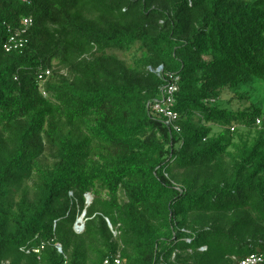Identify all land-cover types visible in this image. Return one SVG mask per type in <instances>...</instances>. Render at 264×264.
<instances>
[{"label":"trees","instance_id":"1","mask_svg":"<svg viewBox=\"0 0 264 264\" xmlns=\"http://www.w3.org/2000/svg\"><path fill=\"white\" fill-rule=\"evenodd\" d=\"M169 83L167 126L152 106ZM253 87L264 0H0V264L264 255Z\"/></svg>","mask_w":264,"mask_h":264},{"label":"built area","instance_id":"2","mask_svg":"<svg viewBox=\"0 0 264 264\" xmlns=\"http://www.w3.org/2000/svg\"><path fill=\"white\" fill-rule=\"evenodd\" d=\"M23 23L25 26H30L31 20H24ZM10 42L15 43L16 39L11 38ZM25 43H26L25 41H19L18 43H15L14 46H16V48H23ZM4 48L7 52H9L11 50L9 45H6ZM162 71H163V68L159 67L156 70V73L160 74ZM46 75H49V72H47ZM169 77H171V76H169ZM40 79H41V77H40ZM177 90H178V88H177L176 84L169 83L167 86H165L162 89V96L160 97V99L155 101L153 106H152L153 114L159 118H163V120L165 121V124L167 126L170 125L171 123L176 122L178 119V115L172 111V109L174 107V103H175V94H176ZM258 124H259V122H258ZM174 129L179 130L176 127H174ZM109 228H110V231H111L113 237L116 238L118 235V231L115 230L110 225H109ZM83 230H84V224L83 223L79 224V225L78 224L75 225V232L77 234L82 233ZM56 247H57L58 251L61 253L60 247L58 245ZM102 264H125V260L122 258V255H121V249L117 250L114 254L109 255L103 261ZM240 264H264V255L250 256L249 258H246L245 260H243Z\"/></svg>","mask_w":264,"mask_h":264},{"label":"rangeland","instance_id":"3","mask_svg":"<svg viewBox=\"0 0 264 264\" xmlns=\"http://www.w3.org/2000/svg\"><path fill=\"white\" fill-rule=\"evenodd\" d=\"M135 53V51L133 50L132 53L126 54V58L128 59V62L131 63V59H132V55ZM258 88L253 87V89H246V92H252V90L254 91L252 96L255 98L256 103H258L259 105L262 104L263 105V109H264V91H258ZM256 90V91H255ZM234 94L232 92L226 91V93L224 94L220 105L223 107H228V102L233 98ZM87 203H89L90 199L89 197H87ZM91 198V197H90Z\"/></svg>","mask_w":264,"mask_h":264},{"label":"clouds","instance_id":"4","mask_svg":"<svg viewBox=\"0 0 264 264\" xmlns=\"http://www.w3.org/2000/svg\"><path fill=\"white\" fill-rule=\"evenodd\" d=\"M47 73V72H46ZM48 76V75H47ZM90 198V197H89ZM87 201V200H86ZM87 203V202H86ZM90 203H91V198H90ZM90 203H88L87 205H90ZM85 215H86V213L85 212H83V214L79 217V219L76 221V223H75V225H79V224H85L84 222V218H85ZM108 224H109V222H108ZM110 225V224H109ZM108 225V226H109ZM111 226V225H110ZM74 231H75V226H74ZM81 234V233H80ZM60 247V246H59ZM61 249V248H60Z\"/></svg>","mask_w":264,"mask_h":264},{"label":"water","instance_id":"5","mask_svg":"<svg viewBox=\"0 0 264 264\" xmlns=\"http://www.w3.org/2000/svg\"><path fill=\"white\" fill-rule=\"evenodd\" d=\"M90 199V198H89ZM87 200H88V198H87ZM87 202V201H86ZM89 203H90V201H89ZM88 204V203H87Z\"/></svg>","mask_w":264,"mask_h":264}]
</instances>
